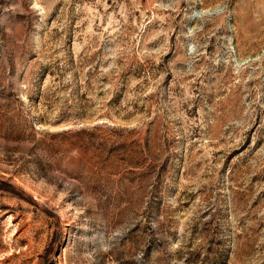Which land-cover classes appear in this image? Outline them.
I'll return each mask as SVG.
<instances>
[{
  "label": "rangeland",
  "instance_id": "374dc122",
  "mask_svg": "<svg viewBox=\"0 0 264 264\" xmlns=\"http://www.w3.org/2000/svg\"><path fill=\"white\" fill-rule=\"evenodd\" d=\"M0 264H264V0H0Z\"/></svg>",
  "mask_w": 264,
  "mask_h": 264
}]
</instances>
